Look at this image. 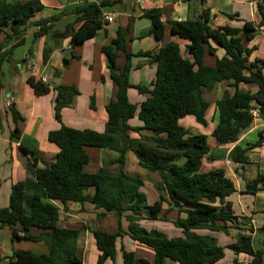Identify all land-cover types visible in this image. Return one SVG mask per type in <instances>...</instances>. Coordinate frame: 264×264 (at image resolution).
Returning a JSON list of instances; mask_svg holds the SVG:
<instances>
[{
    "label": "trees",
    "instance_id": "1",
    "mask_svg": "<svg viewBox=\"0 0 264 264\" xmlns=\"http://www.w3.org/2000/svg\"><path fill=\"white\" fill-rule=\"evenodd\" d=\"M123 1L101 0L99 4L77 5L75 20L63 30H54L52 23L58 20L57 16L34 21L44 8L42 0H0V35L4 36L0 42V89L4 87L3 66L12 62L14 48L25 42L28 26L38 27L34 32L35 41L51 35L56 42L70 39L72 47H77L103 28L104 9ZM144 16L152 23L154 36L162 39L166 32L162 10L153 8L145 11ZM78 23L81 24L76 28ZM168 24L173 34L189 41L193 60L183 57L179 44L173 41L158 51L139 53L156 63L157 69L150 85L135 86L141 94L148 95L143 102L137 105L129 99L128 92L133 87L129 78L130 61L134 55L127 51V31L119 28L111 44L102 48L111 79L117 87L115 99L106 106L108 122L105 130L77 129L64 124L52 130L49 139L58 145L59 152L44 166L38 165L42 158L36 151L21 145V150L36 165V183L28 200L25 181L13 184L9 205L0 207V226L10 228L13 245L17 241L42 240L47 250L13 249L9 256L0 255V264H83L79 247L83 229L91 232L99 251L95 264H105L109 259L115 262L118 251H121L123 264H168L167 260L177 264H216L225 257L226 249L236 255L250 256L248 264H264V240L258 241L260 248L254 244V234L264 232V223L255 229L252 221H248L249 217L235 213L229 200L237 191L234 181L223 168L208 169L205 166L210 152L207 135L191 133L180 123L182 118L194 116L198 123L206 125L210 102L205 99L204 92L223 81H228L234 92L226 90L216 101L217 123L212 135L219 144L236 143L253 126V109H258L264 119V57L251 60L256 48L247 45L254 39L260 24L245 22L242 27L213 28L209 24L208 11L197 19L173 20ZM211 42L225 51L221 58H216L213 66L205 61L207 54L215 55L217 51ZM55 48L45 44L44 63ZM119 52L126 56L123 66L118 63ZM23 61L28 63L29 58ZM27 82L37 95L51 91L49 82L32 75L28 76ZM241 84L256 85V89L244 90L240 88ZM54 90L55 116L62 121V110L72 104L79 90L74 85H58ZM8 112L15 124L22 119L15 106L8 107ZM136 115L142 123L140 126L130 124ZM130 131L138 132L139 137H131ZM13 136H20L18 126H15ZM89 146L119 151V158L112 162L118 165V171L111 173L102 168L96 173L85 172L84 167L90 162ZM262 146L264 127L255 142L244 147L237 144L229 158L245 167L249 163L246 153ZM128 151L134 152L142 168L160 175L155 184L160 196L153 203H149L147 194L141 191L144 179L124 170ZM243 178L246 180L243 194L264 191V170L252 180ZM71 203H90L102 209L97 214L100 221L113 213L118 217L117 230L109 232L88 225L83 228L61 226V211ZM164 204H168L166 209ZM172 211L178 214L172 222L182 230V236L170 237L161 230L148 229L141 224L142 220L168 221ZM124 221L128 223L127 227ZM230 228L241 233L235 242L226 246L219 244L212 234L198 232L209 230L228 234ZM125 236L152 248L154 263L127 249L120 242ZM233 264L240 262L235 258Z\"/></svg>",
    "mask_w": 264,
    "mask_h": 264
},
{
    "label": "crops",
    "instance_id": "2",
    "mask_svg": "<svg viewBox=\"0 0 264 264\" xmlns=\"http://www.w3.org/2000/svg\"><path fill=\"white\" fill-rule=\"evenodd\" d=\"M87 2L99 4L101 0H42L44 8L39 12V14L41 13L40 17L36 18V15L34 21L47 19L52 16H57L58 20L72 18L74 21L76 17L74 8ZM260 7L264 11V0H124L117 5L105 8L102 18L105 23L103 28L98 31L96 36L86 40L77 47H72V49L66 48L70 45V39H65L64 42H56V40L52 39L51 35L38 38L32 47V53H29L25 58H29L28 63L37 65L38 78H35L38 80L41 76H47L50 83V76L47 71L50 67L55 69L53 73L55 80L51 84V91L45 95L35 94L34 89L27 82L30 74L27 71L28 63L24 61V71L18 72L20 67H15L14 69L9 68L7 73L4 72V87L0 89V181L2 182L0 207L9 205L11 188L14 183L25 181L27 184V200L33 194V188L36 183V165H34L31 157L21 150V145L36 151L39 157L42 158L38 165L44 166L46 162L51 163L59 152L58 145L49 139V133L52 130L61 128L63 124L77 129H93L99 132L105 130L108 122L106 106L110 101L115 99L117 87L111 79L107 66V58L102 48L105 45L111 44L119 28L127 31V51L134 55L130 61L132 68L129 78L133 87L129 89V99L132 103L139 105L148 95L141 94L135 86L150 85L156 77L157 70L156 63L150 62L147 57L139 56V53L158 51L161 47L173 41L179 44L183 57L193 60L188 49L189 41L173 34L168 24L169 21L197 19L204 11H208L209 24L213 28L220 26L242 27L245 22H252L255 25L260 24L256 28L257 31L255 32L254 39L247 43L248 46L256 48L250 57L251 60H255L256 58L264 57V18ZM153 8H160L162 10V20L166 23L165 35L160 40L154 36L152 33V23L144 16L145 11ZM106 15L114 16V21H106ZM231 16L234 17L232 18ZM58 20L52 23L53 29L63 30L66 26L64 28H57L56 22ZM80 24H76L75 27L78 28ZM37 29L38 27L34 25L28 26L25 37L28 33L34 36V32ZM3 39L4 36L0 35V42ZM46 43L56 48L51 53L48 62L44 63L43 51ZM211 44L217 48L216 54H207L205 61L206 64L213 66L216 58H221L225 54V51L214 42H211ZM119 55L118 63L123 66L126 63L125 53L119 52ZM66 61H68V64H64ZM13 63H15V60H13ZM57 72L59 75L55 76ZM58 85H74L79 90V94L75 96L72 104L62 110V121L56 118L54 112L56 98L54 87ZM240 88L255 90L256 85L241 84ZM226 90H229L231 93L234 92V88L230 86L228 81L216 83L213 89L205 90L204 97L210 102V107L206 112V125L198 123L194 116H186L180 120V123L191 133L207 135L210 152L205 159L206 168L220 167L226 171L227 175L234 181L237 189L229 197V200L233 203L235 213L249 217L248 221H252L253 226L257 229L264 223V191H259L256 194H243L246 188V180L243 177L252 180L259 172L264 170V146L249 150L246 153L249 163L245 167H241L232 161L229 162V154L237 144L244 147L247 143L255 142L258 138V132L264 127V119L261 117L255 119L253 126L245 131L236 143L219 144L212 135L217 123L216 101L223 96ZM9 99H13L12 105L22 115V119H19L17 124H15L11 114L8 112L6 103ZM130 124L132 126H140L142 123L138 115H136L131 119ZM15 126H18L20 130L18 138L13 136ZM129 134L133 138L139 137V133L136 131H130ZM87 151L90 155V162L85 165V172L96 173L102 168L111 173L118 171V165L112 162L119 158L121 154L119 151L92 146L87 147ZM125 157L126 164L124 170L130 175L139 176L144 179L145 184L141 188V191L147 194L149 203L158 200L160 192L155 184L160 180V175L157 172L142 171L144 168L142 169L139 165L138 158L134 152L128 151ZM233 197H235V200H233ZM167 207L168 204H164V209ZM90 208H94L96 214L103 211L90 203L84 205L71 203L67 206L66 210L61 211L59 224L61 226L78 228L73 226V224L78 219H82L84 213L90 215ZM112 215L114 214L109 213L107 216ZM177 216V212L172 211L168 214L170 219L168 221L142 220L141 224L148 229L161 230L170 237H178L182 236L183 232L179 228L175 231L174 228L176 227L172 222ZM145 222H148L149 226ZM123 223L127 227L128 223L127 225H125V221ZM86 225L91 227L89 224ZM95 228L114 232L107 230L104 226ZM86 231V234L90 235V231ZM169 231L174 233V236H172L173 234H169ZM198 232L212 234L217 238L219 244L223 246L235 242L239 233H241L235 228H230L228 234L224 232H211L209 230H198ZM255 236L256 233L254 234ZM131 240V238L125 236L120 242L127 249L134 250L138 257L146 258L154 263V250L144 244ZM4 241L11 247L12 253L13 249H19V247L17 248L19 244L13 245L11 242V232L8 226H0V255L3 257L2 246L5 244ZM129 242L134 246L131 245L130 248ZM93 243L95 246V257L97 258L99 251L95 245V241ZM88 245H86L83 251L84 263L87 255L90 253V243ZM20 249L30 248L20 247ZM229 253L231 254V260L228 264H233L235 258L239 260L240 264H248L251 259L250 256L244 253L236 255L230 249H226L224 258ZM220 261L216 264H220ZM167 263L177 264L172 263L170 260H167ZM105 264H123L121 251H118L115 262L109 259Z\"/></svg>",
    "mask_w": 264,
    "mask_h": 264
},
{
    "label": "rangeland",
    "instance_id": "3",
    "mask_svg": "<svg viewBox=\"0 0 264 264\" xmlns=\"http://www.w3.org/2000/svg\"><path fill=\"white\" fill-rule=\"evenodd\" d=\"M41 15V13L37 14L36 18H39ZM73 22V19H61L58 20L56 22V26L57 28H64V26H66L67 24ZM27 33V31H26ZM61 41H65V39L61 40ZM35 43L34 40V36L31 33H28L25 37V42L23 44H20L18 46H16L13 50V55H12V59L15 60V63L12 62H6L3 66L4 72L7 73V70L10 69H14L15 67H20V70L18 72H22L25 70V63L23 62V60L25 59L26 56L29 55V49L33 47ZM55 69H53V67H50L49 70L47 71L49 76H50V84H53L55 77L53 76ZM258 156V155H256ZM143 169V168H142ZM146 169H143L142 171H145ZM233 200H235V197H233ZM80 213V212H79ZM82 219H78V221L75 222V224H73V226H76L78 228H83L84 225L89 224L91 227L95 228L98 226H104L107 230L110 231H116L117 229V216L112 215V216H107L106 219H104L103 221H100L97 218V214H96V210L94 208H90V215L84 213ZM146 224H148L147 226H149L148 222H145ZM125 225H127V222L125 221ZM177 227L174 228V230L176 231ZM4 233V232H3ZM87 231L83 229L82 231V237L80 239V248H81V253L83 254L84 249L86 248V245L89 246L88 244L90 243V253L87 255V259L85 261L84 264H95L97 258L95 257V249H94V243H93V236L90 232L89 234H86ZM169 234H173L172 236H174V233H171V231H169ZM2 235V234H1ZM90 236V238H89ZM6 237V236H5ZM6 239V238H5ZM264 240V232H258L255 236L254 239V244L257 248L261 247V244H258V241L262 242ZM90 241V242H89ZM132 241V240H131ZM5 244H3L2 246V253L4 254V256L10 255L11 252V247L9 245H7L8 243L6 241H4ZM17 244H19L17 246V248L21 247V248H30L32 250H34L35 252H43L47 250V247L45 245V243L42 240H39L38 242H31V241H17ZM130 248L131 245H133L131 242L128 243ZM134 246V245H133ZM8 248V250H7ZM14 248V247H13ZM231 260V254L229 253L226 258L222 259L220 262V264H228L229 261Z\"/></svg>",
    "mask_w": 264,
    "mask_h": 264
},
{
    "label": "built area",
    "instance_id": "4",
    "mask_svg": "<svg viewBox=\"0 0 264 264\" xmlns=\"http://www.w3.org/2000/svg\"><path fill=\"white\" fill-rule=\"evenodd\" d=\"M105 20L108 21V22H112V21H114V16H108V15H106L105 16ZM66 48L67 49H72V45L70 44ZM27 71H28V73L30 75H32L34 77H37V75H38V67L34 63H28V65H27ZM39 80L47 83L48 82V77L47 76H41L39 78ZM12 104H13V99H9L7 101V103H6L7 107H10ZM251 113H252V115L254 116L255 119L260 118V113H259V110L258 109H253L251 111ZM229 162H231V160Z\"/></svg>",
    "mask_w": 264,
    "mask_h": 264
},
{
    "label": "water",
    "instance_id": "5",
    "mask_svg": "<svg viewBox=\"0 0 264 264\" xmlns=\"http://www.w3.org/2000/svg\"><path fill=\"white\" fill-rule=\"evenodd\" d=\"M64 64H68V61H66ZM59 75V73L57 72V73H55V76H58Z\"/></svg>",
    "mask_w": 264,
    "mask_h": 264
}]
</instances>
